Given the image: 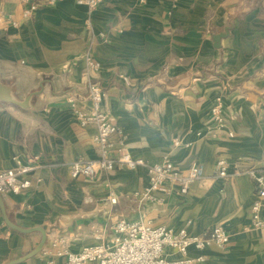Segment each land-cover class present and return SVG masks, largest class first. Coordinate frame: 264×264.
Here are the masks:
<instances>
[{
  "label": "crops",
  "instance_id": "crops-1",
  "mask_svg": "<svg viewBox=\"0 0 264 264\" xmlns=\"http://www.w3.org/2000/svg\"><path fill=\"white\" fill-rule=\"evenodd\" d=\"M75 1L45 2L29 18L22 0L1 2L0 82L19 102L35 94L26 108L0 102V170L38 161L29 189L0 198L13 225L46 237L41 252L20 264L59 263L51 248L57 239L71 252L108 244L119 219L192 235L220 227L229 236L224 248L210 244L188 256H202L198 264H264V228H250L252 181L214 176L219 157L264 174V0H101L91 12ZM224 33L215 48L213 37ZM89 81L100 85L119 129L112 142L121 138L150 165L199 167L201 179L186 196L172 185L167 195L142 198L149 177L140 168L69 177L70 163L97 156L94 127H81L67 103L75 97L88 107ZM218 100L225 133L211 136ZM40 238L8 228L0 210V264L24 257Z\"/></svg>",
  "mask_w": 264,
  "mask_h": 264
},
{
  "label": "built area",
  "instance_id": "built-area-1",
  "mask_svg": "<svg viewBox=\"0 0 264 264\" xmlns=\"http://www.w3.org/2000/svg\"><path fill=\"white\" fill-rule=\"evenodd\" d=\"M28 4L24 17H31L33 12L45 2L22 0ZM101 0H76L77 5L86 6L89 12L94 10ZM89 24V23H88ZM16 26L15 23L12 24ZM103 37L102 35H100ZM89 70H97L98 64L87 58ZM87 102L79 101L75 97H68L67 103L73 110L74 116L81 127L91 125L95 129L93 142L97 149L94 160H76L67 166L71 179H93L98 172H110L115 169L136 170L147 172L149 181L141 193L144 199H151L153 192L163 195L170 193V186L178 187L179 196H186L191 186L201 179L198 166H191L186 171L179 170L168 160L150 165L139 158H133L126 150L122 139L115 144L112 138L119 135V129L113 124L103 102L104 92L96 82L87 83ZM210 120L213 125L206 129L207 134L216 136L225 133L226 117L220 101H216L210 108ZM232 137L231 133H227ZM174 141V146H178ZM38 159L33 157L27 166L14 169L0 170V194H19L31 186L29 178L31 172L37 168ZM214 176L227 181L240 176H247L253 183L255 200L250 208V228H264L262 209L264 208V174L254 165L242 160L229 162L219 157L214 166ZM114 202V200H111ZM161 203V200H158ZM113 238L110 243H96L82 247L78 252H71L67 242L57 239L52 242L54 259L46 264H198L204 260L202 256L191 258L188 251H204L210 244L224 248L229 243V236L220 227H215L202 235H192L185 229L174 230L164 226L153 227L140 221L119 219L110 226ZM166 249L176 254L177 258H170Z\"/></svg>",
  "mask_w": 264,
  "mask_h": 264
},
{
  "label": "water",
  "instance_id": "water-1",
  "mask_svg": "<svg viewBox=\"0 0 264 264\" xmlns=\"http://www.w3.org/2000/svg\"><path fill=\"white\" fill-rule=\"evenodd\" d=\"M1 2H2V0H0V7H1ZM225 35L226 34L224 33V34H218V35L213 37V42H214V47L215 48H219V41H220L221 38H224ZM34 94L35 93L31 94L25 101L19 102L13 96V94L11 92V88L8 85H4V84H2L0 82V102L1 103H9V104H12L14 106H18V107H21V108H26L29 99ZM0 210H1L2 218H3V221H4L5 225L8 228H10L11 230L19 232L21 234H30V233H33V232H38L40 234V236H41L40 242L38 243L36 248H34L30 253H28L24 257L20 258L19 260L11 262L10 264H20V263H23V262L27 261L28 259L38 255L41 252V250H42V248H43V246L45 244V241H46V237H45L44 231L41 230L40 228L26 230V229H21V228L15 226V225H13L6 217L5 210L3 208V204H2L1 198H0Z\"/></svg>",
  "mask_w": 264,
  "mask_h": 264
}]
</instances>
